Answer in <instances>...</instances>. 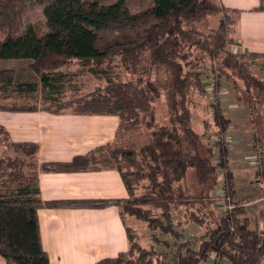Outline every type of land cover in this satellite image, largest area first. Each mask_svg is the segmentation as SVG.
I'll return each mask as SVG.
<instances>
[{
  "label": "trees",
  "instance_id": "16d2710c",
  "mask_svg": "<svg viewBox=\"0 0 264 264\" xmlns=\"http://www.w3.org/2000/svg\"><path fill=\"white\" fill-rule=\"evenodd\" d=\"M45 1L44 22L22 32L20 1L0 0V61L27 62L23 70L0 67V86H15L29 95L38 88L48 90L39 107L0 98V112L71 109L84 115L115 116L119 125L111 144L70 162L41 165L37 144L12 141L0 125V149L13 152L0 159V186L30 185L39 172L88 171L97 167L96 160L112 161L128 197L43 202L0 193V257L5 264H49L40 242L39 209H102L108 205L119 210L128 250L96 264H208L213 258L211 264H261L264 232L251 227L245 208L232 203L230 211L215 214L212 194L221 170L226 172L222 189L229 196H225H234L227 147L219 145L218 162L212 163L213 147L204 144L192 127L193 96L205 94L203 72L215 76V92L220 91L224 78L232 81V87L238 89L240 82L247 92L256 90L255 99H264L263 80L248 68V62L264 54H237L228 46L234 40L240 11L218 0H151L134 13L128 9L131 0L110 4ZM253 11L264 12V0H258ZM209 18H218L217 25L208 31L200 29L208 25ZM72 65L104 83L85 95L60 98L67 86L72 94L78 93L77 72L68 71ZM119 66L128 80L113 71ZM160 69L166 76L165 123L155 120L161 92L152 79ZM249 98L245 100L253 110ZM214 122L219 135H224L229 120L217 106ZM188 170H194L199 185L194 194L186 185ZM173 211L183 212L185 224L203 231L196 248L179 242L174 253L158 256L140 246L138 235L124 221V215H129L149 230L180 239L183 234L173 228ZM177 226L183 225L178 222Z\"/></svg>",
  "mask_w": 264,
  "mask_h": 264
},
{
  "label": "crops",
  "instance_id": "0c3cea01",
  "mask_svg": "<svg viewBox=\"0 0 264 264\" xmlns=\"http://www.w3.org/2000/svg\"><path fill=\"white\" fill-rule=\"evenodd\" d=\"M218 2L227 8L240 11L236 15V31L229 49L237 54H264V12L253 11L258 5V0ZM257 64L262 66L260 62L253 61L249 67L255 68ZM72 66L78 68L77 65ZM222 95V101L225 98V102L230 101L227 99V91H222ZM255 100L253 109L264 110V99ZM237 101L239 104L230 103L236 108H249L246 100L244 105L241 104V99ZM64 110L0 112V125L7 129L12 141L30 142L39 146L38 165L70 162L73 157L86 155L100 146L111 144L114 140L119 125L115 116L84 115L68 111L69 109ZM260 136L264 140V128ZM235 150L239 154L241 170H246L249 164L244 160L243 149L237 146ZM260 163L262 165L259 169L263 170L264 174V151ZM96 166L81 172H39L33 184H6L0 187V193L6 196L35 197L43 202L126 199L128 194L113 162L104 161ZM253 185V193L257 190L262 196L240 204L245 208L248 218L252 203L263 200L261 197L264 195V182L261 183L255 178ZM37 219L41 246L48 255L49 264H96L103 258H113L128 250L119 210L114 205L102 209L41 208L37 211ZM251 227H258L263 232L264 225L252 226L251 223ZM0 264H5L1 257Z\"/></svg>",
  "mask_w": 264,
  "mask_h": 264
},
{
  "label": "rangeland",
  "instance_id": "374dc122",
  "mask_svg": "<svg viewBox=\"0 0 264 264\" xmlns=\"http://www.w3.org/2000/svg\"><path fill=\"white\" fill-rule=\"evenodd\" d=\"M22 6L20 18L18 20V24L20 26V30L25 32L30 26L43 23L44 15L43 10L46 4L45 0H19ZM105 4H110L115 0H101ZM151 0H131L130 6L128 7L129 11L134 13L138 12L141 9L145 8L149 5ZM218 18H209L208 25L202 26L199 28L208 31L211 28H214L217 25ZM231 43V42H230ZM229 43V44H230ZM230 48V45H228ZM255 62H260L262 66H264V58H256L250 62L249 64ZM27 65L25 61H9L2 62L0 61V67L6 68H17L24 69ZM260 65H255V68L248 67L251 72L256 73L260 79L264 82V67ZM76 69V70H75ZM69 70H75L77 72V86H79V90L77 94H72L71 91L67 87H64L62 92H60L59 97L63 99H68L69 97L85 95L91 92L96 86L102 85L104 80L100 78H93L88 75L86 72L84 73L80 68L70 66ZM114 72H119L122 80H128V74L124 72L119 66L117 69L113 70ZM257 71V72H256ZM162 69L158 70L156 74H154L153 79L155 82V86L159 92H161L160 98L157 102V114L155 116V120L159 123H165L166 117L168 115V109L165 103V95L164 92L166 90V76L163 73ZM26 73L23 71L22 73ZM205 94H198L193 96L194 101L192 105V127L196 134L200 137L201 141L213 147L214 158L212 163L217 164L218 162V148L219 145L222 144L223 147H227V168L232 174V191L234 192V196H230L229 200L231 203L235 205H240L246 200H250L253 198H258L262 193L259 191H255L253 193V189L255 186L253 183L255 182V178L258 179L261 183L264 182V174L263 170H260V166L262 163L261 156L264 151V140H262L260 134L264 128V110L260 109H249L241 106L242 108L233 107L230 102H235L234 104H239L237 98L241 99V104H245V98L250 99V107L253 108L256 103L255 94L256 90L251 89L250 92H247L245 88H241L243 85L239 82L238 89L232 87V81H228L226 79H221V89L219 92H215L213 88V82L215 76L209 72H203L201 76ZM76 83V82H74ZM222 91H227V99L230 100L225 102V99L222 101L223 93ZM48 90H43L38 88V91L33 93L32 95L27 94L26 92H20L16 89L15 86L11 87H1L0 86V98L8 101V102H22L26 101L31 105L40 106L43 100V95H45ZM255 100V102H253ZM230 105L232 107H230ZM220 107L224 116L229 120V124L227 130L224 135H219V129L215 125L214 122V111L215 108ZM59 111V110H58ZM65 111V110H61ZM68 111H73L69 109ZM258 132L260 134H258ZM237 146H240L244 153L245 161L249 164L246 167V170H241V165L238 158V152L235 150ZM261 152V154H260ZM4 156H13V152L11 150L4 152L0 149V159ZM95 162V161H94ZM112 162V161H111ZM104 162H100L96 160L97 164H103ZM264 168V166H262ZM244 168V167H243ZM222 177L217 181V185L215 190L213 191V198L215 202V214L221 215L224 214L225 211L221 205V197L223 195H228V192H225L223 188V184L225 183V170H221ZM1 184V183H0ZM6 185V184H5ZM2 185L0 187H4ZM17 185V184H15ZM186 185L190 191V193L194 194L199 189V185L197 183L196 175L194 170H188L186 176ZM8 186V185H7ZM12 186V185H11ZM263 186V185H262ZM260 190V189H259ZM247 191L245 194L244 192ZM140 191L137 192V194ZM264 194V190H263ZM264 197V195H263ZM263 200L255 201L252 203L251 208L249 209V218L251 219L252 226L255 224L264 225V198ZM229 202V203H230ZM183 212L178 213L177 211L172 212V220H173V228L175 232H182L183 237L180 239H176L170 235H164L159 230H149L145 223L131 217L129 215H124V221L128 227H130L139 237V244L146 251L154 250V254L161 256L164 252L166 254H171L176 251V245L179 242H186L185 244L189 245L192 248H196L198 244L197 237L202 230H199L197 227L191 224H185ZM182 223L183 226L178 227L177 223ZM264 232V227H263ZM212 259V258H211ZM214 259V258H213ZM212 259V260H213ZM212 260L209 259L208 264H211ZM221 264H225L221 262ZM264 264V261L261 263Z\"/></svg>",
  "mask_w": 264,
  "mask_h": 264
},
{
  "label": "built area",
  "instance_id": "2783aa9c",
  "mask_svg": "<svg viewBox=\"0 0 264 264\" xmlns=\"http://www.w3.org/2000/svg\"><path fill=\"white\" fill-rule=\"evenodd\" d=\"M220 199L222 208L225 212L230 211L234 207V205L230 202L229 197L223 195Z\"/></svg>",
  "mask_w": 264,
  "mask_h": 264
}]
</instances>
